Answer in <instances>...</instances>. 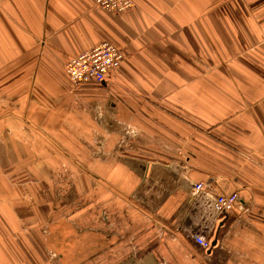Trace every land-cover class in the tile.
Wrapping results in <instances>:
<instances>
[{
  "label": "crops",
  "instance_id": "1",
  "mask_svg": "<svg viewBox=\"0 0 264 264\" xmlns=\"http://www.w3.org/2000/svg\"><path fill=\"white\" fill-rule=\"evenodd\" d=\"M0 264H264V0H0Z\"/></svg>",
  "mask_w": 264,
  "mask_h": 264
},
{
  "label": "built area",
  "instance_id": "2",
  "mask_svg": "<svg viewBox=\"0 0 264 264\" xmlns=\"http://www.w3.org/2000/svg\"><path fill=\"white\" fill-rule=\"evenodd\" d=\"M137 0H93L97 8H101L113 13H123L131 10L136 5ZM124 58L122 50L113 43L103 42L102 44L71 56L66 64L65 71L71 81L78 85L89 81H106L110 79L113 68L118 66ZM195 195L202 196L207 203V207L217 215H228L235 209L239 199L238 193L214 194L207 190L204 183L193 185ZM195 241L203 248L212 247L211 241L204 235H195Z\"/></svg>",
  "mask_w": 264,
  "mask_h": 264
}]
</instances>
